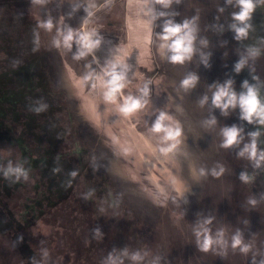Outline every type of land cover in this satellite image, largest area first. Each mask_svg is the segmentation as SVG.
<instances>
[{"label": "rangeland", "instance_id": "obj_1", "mask_svg": "<svg viewBox=\"0 0 264 264\" xmlns=\"http://www.w3.org/2000/svg\"><path fill=\"white\" fill-rule=\"evenodd\" d=\"M254 3L237 39L236 0H0V169L27 172L0 170V264H102L125 249L146 253L142 264H264V161L239 155L252 132L264 151V125L211 102L228 80L238 95L247 81L264 102V3ZM166 20L196 21L191 61H168L158 38ZM97 34L90 53L80 38ZM251 48L259 55L236 72ZM113 65L126 71L115 92ZM189 73L198 83L186 91ZM129 97L142 106L124 111ZM161 112L179 135L153 130ZM231 126L242 139L224 148ZM205 219L226 245L202 249L195 232ZM237 231L243 244L233 248Z\"/></svg>", "mask_w": 264, "mask_h": 264}, {"label": "clouds", "instance_id": "obj_2", "mask_svg": "<svg viewBox=\"0 0 264 264\" xmlns=\"http://www.w3.org/2000/svg\"><path fill=\"white\" fill-rule=\"evenodd\" d=\"M179 3V0H176ZM229 4L233 3V0H227ZM264 3V0H260ZM157 3L163 5L164 8H168L172 0H157ZM236 3L240 6V12L233 15V19L240 23L241 26L233 24L231 27L236 32V38H244L248 34V29L250 25L246 23L249 19L251 12L254 9L255 3L254 0H236ZM167 13L160 12L159 17L166 16ZM158 17L154 14V20ZM48 28H51V22L49 21L46 25ZM68 34L64 37L65 44L70 48L72 44L69 42L73 40L72 30L67 31ZM198 25L195 20H185L183 23H175L172 20H166L162 32L158 35V38L164 43L161 44V47L167 49L168 61L173 64H184L186 61H191L194 53L197 51L196 41H197ZM82 41H87L84 45L89 52H93L94 49L98 48L101 44L102 37H99L98 34L95 38L91 37H81ZM207 40H200V44L204 47L207 46ZM84 53L78 50L76 56H82ZM259 55V50L251 48L248 50L247 56H242L239 62L235 65V71L239 72L247 63L248 58H255ZM201 58L207 64V55L201 53ZM126 78V71L124 69L118 68L116 65H113V70L111 72V83L114 85L112 91L115 92L119 90L122 85L120 81ZM198 83V76L194 73H189L185 76L180 82V86L187 90H190L196 86ZM233 82L231 80L226 81L223 85H218L216 91L213 93L211 102L215 108L221 109L225 114L231 108L234 109L237 106L241 109L242 116L241 118L252 123L257 120L261 125H264V102L258 96V92L255 86L249 85L247 81L244 82L243 87L246 89V92H241L239 95L233 90ZM150 93V85H146L144 88V95L148 96ZM200 106L203 107L208 103V97L204 96L200 100ZM141 101L139 99L129 97L128 106L125 107L124 111H130L132 109H139L141 107ZM167 119V115L164 112H161L160 115L156 118L153 124V130L155 132H164L166 133V139H171L175 135L180 133L173 132L170 128L166 127L164 121ZM207 125L212 126L216 124V118L213 116L210 120L205 122ZM224 142L222 147L230 148L233 145H238L241 142V129L237 126L226 127L223 130ZM251 136V143L246 144L242 151H240V156L247 155L250 159L255 161L257 167L260 166V163L264 161V151H258L257 147V137H259V132H252L249 134ZM4 171L5 176L15 175L17 179L23 176L27 178V172L23 169L21 165H16L15 167L9 162L7 169H0ZM240 179L244 182L249 181L247 174L242 173ZM249 203L255 204L256 201L250 200ZM212 223V219H205L200 225L198 230L195 232L198 243H201L200 238L203 237L202 249L207 251L214 244L226 245L227 241L224 240V231L221 230L217 233V238L214 239L211 235L210 229L207 225ZM232 247H240L243 244L242 234L237 231L236 234L232 237ZM242 252H248L249 246L244 245L241 247ZM47 256V252L44 253ZM146 253H141L139 251L135 253H129L127 249L123 250L120 253H109L105 258L102 264H125V258L131 260L133 264H142L145 259ZM151 264H155L154 261ZM255 264V262H254Z\"/></svg>", "mask_w": 264, "mask_h": 264}]
</instances>
